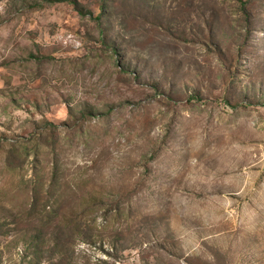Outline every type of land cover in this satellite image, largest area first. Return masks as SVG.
I'll return each instance as SVG.
<instances>
[{"label": "rangeland", "instance_id": "obj_1", "mask_svg": "<svg viewBox=\"0 0 264 264\" xmlns=\"http://www.w3.org/2000/svg\"><path fill=\"white\" fill-rule=\"evenodd\" d=\"M0 0V264H264V0Z\"/></svg>", "mask_w": 264, "mask_h": 264}, {"label": "trees", "instance_id": "obj_2", "mask_svg": "<svg viewBox=\"0 0 264 264\" xmlns=\"http://www.w3.org/2000/svg\"><path fill=\"white\" fill-rule=\"evenodd\" d=\"M65 1H68V2H70L71 4H74V6H75V4H76V1H75V0H65Z\"/></svg>", "mask_w": 264, "mask_h": 264}]
</instances>
